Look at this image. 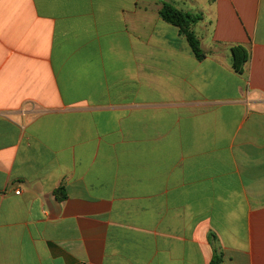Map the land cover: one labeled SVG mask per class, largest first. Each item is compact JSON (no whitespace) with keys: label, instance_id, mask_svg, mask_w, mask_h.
<instances>
[{"label":"crops","instance_id":"0c3cea01","mask_svg":"<svg viewBox=\"0 0 264 264\" xmlns=\"http://www.w3.org/2000/svg\"><path fill=\"white\" fill-rule=\"evenodd\" d=\"M0 264H264V0H0Z\"/></svg>","mask_w":264,"mask_h":264},{"label":"trees","instance_id":"16d2710c","mask_svg":"<svg viewBox=\"0 0 264 264\" xmlns=\"http://www.w3.org/2000/svg\"><path fill=\"white\" fill-rule=\"evenodd\" d=\"M160 16L165 22L180 29L199 59L205 57V54L201 51L199 39L193 31V26L201 20V16L185 13L168 3L164 4ZM248 60L249 53L246 48L242 46L232 48V67L236 73L240 75L245 73V65Z\"/></svg>","mask_w":264,"mask_h":264}]
</instances>
